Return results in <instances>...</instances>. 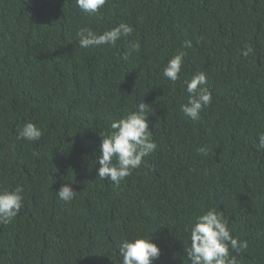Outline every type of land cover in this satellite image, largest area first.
I'll list each match as a JSON object with an SVG mask.
<instances>
[{
	"label": "trees",
	"instance_id": "16d2710c",
	"mask_svg": "<svg viewBox=\"0 0 264 264\" xmlns=\"http://www.w3.org/2000/svg\"><path fill=\"white\" fill-rule=\"evenodd\" d=\"M121 22L126 41L80 47L81 28ZM179 53L173 83L163 70ZM200 72L213 99L194 121L181 105ZM142 101L156 150L119 186L99 179L100 133ZM29 122L40 140L18 138ZM261 132L264 0H108L93 15L75 0H0V190L23 188L20 214L0 224V264H122L136 236L160 248L153 264H190V222L212 208L248 242L237 264H264Z\"/></svg>",
	"mask_w": 264,
	"mask_h": 264
},
{
	"label": "clouds",
	"instance_id": "9594fccd",
	"mask_svg": "<svg viewBox=\"0 0 264 264\" xmlns=\"http://www.w3.org/2000/svg\"><path fill=\"white\" fill-rule=\"evenodd\" d=\"M108 0H75L77 7L84 13L93 15L106 5ZM133 27L121 22L118 26L97 34L91 28L83 27L77 32L81 48L102 45L116 46L121 39L127 40L133 33ZM185 48H191L192 42L184 41ZM133 51L139 44H131ZM251 46L243 49L241 54L248 57L253 53ZM184 53L174 55L164 67L163 76L175 83L181 79ZM207 76L200 72L184 81L186 91L189 94L187 103L181 105V111L192 120L200 119V113L212 103V94L206 87ZM149 105L144 101L138 105V111L129 112L124 118L113 121L110 130L100 133L102 137L100 157L98 158L97 177L107 179L119 186L125 178L132 175L133 170L139 169L148 157L156 150L152 130L149 128ZM41 129L34 123H26L19 130L20 139L26 141H38L42 137ZM258 149H264V132L258 133ZM207 155L206 149H198ZM23 188L17 186L14 191L0 190V224H7L17 217L23 206ZM76 190L69 185H63L57 195L65 202L72 201L76 196ZM189 244L185 247L187 259L190 264H237L236 256L247 249L248 242L242 241L232 235L228 227V220L222 211L215 208L209 209L190 222ZM119 254L122 264H153L161 255L160 248L147 237H133L123 239Z\"/></svg>",
	"mask_w": 264,
	"mask_h": 264
}]
</instances>
